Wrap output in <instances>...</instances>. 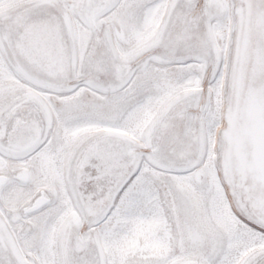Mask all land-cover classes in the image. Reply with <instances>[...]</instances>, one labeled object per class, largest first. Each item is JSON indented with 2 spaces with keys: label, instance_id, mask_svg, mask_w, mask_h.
I'll list each match as a JSON object with an SVG mask.
<instances>
[{
  "label": "snow or ice",
  "instance_id": "1",
  "mask_svg": "<svg viewBox=\"0 0 264 264\" xmlns=\"http://www.w3.org/2000/svg\"><path fill=\"white\" fill-rule=\"evenodd\" d=\"M0 264H264V0H0Z\"/></svg>",
  "mask_w": 264,
  "mask_h": 264
}]
</instances>
